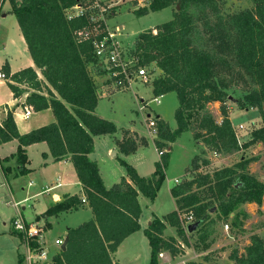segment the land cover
I'll return each instance as SVG.
<instances>
[{
  "label": "trees",
  "instance_id": "16d2710c",
  "mask_svg": "<svg viewBox=\"0 0 264 264\" xmlns=\"http://www.w3.org/2000/svg\"><path fill=\"white\" fill-rule=\"evenodd\" d=\"M9 1L34 63L43 75L40 78L32 66L11 74L6 64L9 86L16 97L28 92L25 104L34 110L51 108L56 121L22 134L9 110L0 124V145L17 139L19 146L16 153L2 161L16 158V175L28 174L31 169L27 166V147L41 141L48 143L56 161L71 158L94 218L69 229L66 250L55 254L51 264H115L113 254L119 245L141 229L139 193L154 200L170 162L167 152L156 163L151 176H141L134 166L122 160L134 185L123 177L107 188L97 162L89 156L94 150L95 136L118 130L113 121L95 113L99 101L96 76L106 75V70L94 52V41L107 35V21L116 13L111 10L108 18H101L98 9L84 5L82 0ZM252 3L250 8L225 13L222 0H146L145 5L134 10L141 17L175 6L173 18L160 24L157 34L152 29L139 33L131 52L138 58V65L154 64L161 70L153 81L154 97L170 92L178 97L177 128L171 130L164 120L157 119L158 148L168 147L187 131L192 132L195 140L223 154L238 152L256 142L264 143L263 125L252 131L249 142L240 144L226 104L228 89L235 80L232 74L238 72L251 88L237 103L242 109H259L264 121V0ZM79 4L83 13L70 16L69 9ZM93 67L97 72H93ZM213 102L221 103V122L209 107ZM120 144L125 153L138 146L137 138L129 131ZM205 163L206 158L196 156L192 169ZM250 163L251 159L243 158L212 173L198 172L174 186L172 194L178 210L163 219L156 217L145 229L152 248L149 264H160L163 250L173 255L179 251L175 237H164L166 222L175 226L178 236L189 244L188 230L181 220L187 212L194 213L195 221H202L195 231L200 232L204 242L215 232L219 219L229 221L232 228L243 227L249 217L244 204L264 202V181L250 173ZM3 171L7 175L11 168L3 167ZM80 204L78 196H67L50 206L46 214L68 211ZM213 208L215 211L211 212ZM230 257L235 264H264L263 239L252 236L244 253L235 251ZM22 261L20 258V264Z\"/></svg>",
  "mask_w": 264,
  "mask_h": 264
},
{
  "label": "crops",
  "instance_id": "0c3cea01",
  "mask_svg": "<svg viewBox=\"0 0 264 264\" xmlns=\"http://www.w3.org/2000/svg\"><path fill=\"white\" fill-rule=\"evenodd\" d=\"M6 4L9 5L8 12H10V14L7 12H0L2 14H0V70L6 73L4 66L7 64L12 74L32 66L36 69L39 77L43 78L41 69L36 66L30 54L16 15L12 12L10 1L4 0L2 2V8ZM10 16H13L14 18H9ZM117 28L120 30H117ZM124 28L125 24L119 23L112 32H114L116 37L121 40V36H124L121 31ZM151 28H156V26H152ZM146 29L149 28H143L139 33ZM125 44L127 43L125 42ZM134 45L132 46V49L134 48ZM99 77L100 76H96L99 101L95 113L102 118L113 121L118 129L113 134L95 136L94 150L89 154L91 159L97 162L106 187L111 188L113 185L119 183L123 177H126L127 180L134 185L133 181L127 174L126 167L122 164V160H125L134 166L141 176H151L156 170V163L161 160L164 154L170 152V162L166 171V179L158 191L156 198L151 200L143 193H139L138 195V200L142 208V213L139 219L141 229L125 238L119 245L117 251L113 254L115 264H149L152 248L149 238L145 233V229L151 225L156 217L163 219L167 214L178 210L176 197L172 194V188L181 184L185 180L192 179L198 172H211V169L204 170V168L210 167L213 164L212 159L214 158H212L210 153L211 148L203 141L195 140L190 131L182 133L175 141L170 142L168 147L163 148L166 152L162 156L159 155V150L162 148L157 147L154 136L149 140L144 138L145 141H142L141 143L137 140V149L131 153H125L120 142L124 139L126 131H129L130 135L138 132L148 137V132H141L144 130L141 124V121L144 118H142L141 121H138L140 120L138 118H129L127 123H121L116 117H112L115 114L112 105H110V113L108 115L104 113V101H114V97L126 89H116L108 79L105 78L104 80H100ZM9 81H11L9 77L8 79L0 80V87L5 86V88H1L2 90L0 89V122L6 117L7 112L11 110L20 133L24 134L56 121V116L51 108L40 111L31 108L30 115L25 116V101L28 92L22 97H16L9 86ZM165 95L161 97L163 98ZM142 101L145 102L144 99H142ZM216 103L218 102H213L210 105H215ZM158 115L159 119L164 120L171 130L177 128L176 119L175 122L172 123L163 115ZM251 136L252 134L250 133L246 137L249 140L251 139ZM151 145L154 147V155L147 156L145 154V148ZM18 146L19 141L17 139L0 145V187L7 191L14 200L12 205L14 213L8 218L11 227H9L8 231H3L2 233H10L14 238L19 239L18 243L22 245L21 236L13 227V219L15 216L21 215L29 224L37 223L45 225L47 230V246L50 250V255L54 258V255L62 250V245H57L55 242L56 239H64L65 241L68 237L69 229L78 227L84 222L93 219L94 213L88 200L86 199V202H83L82 200L87 197L71 158L56 161L46 141L34 143L27 147L29 158L27 166L31 171L28 174L16 175V158H12L9 161L2 160L16 153ZM177 151L180 152L177 153ZM219 154L223 155L221 152L216 153L217 159L215 161L223 164L224 166L222 167L232 166L240 161L236 160L232 163L227 162L232 159L230 156L234 153L224 154L226 157L223 158H218L220 156ZM177 156L180 157L178 172L172 177L170 176V172L177 163ZM196 156L206 158L208 163L202 164L198 169L193 170L192 162ZM214 165L218 166V164ZM3 167L11 168L10 173L6 175L3 171ZM222 167L214 168V170ZM211 168L213 169V166H211ZM165 187L171 205L169 209L163 210L157 205V200L159 199L160 192L163 191ZM67 196H78L81 199L79 207L68 211H62L54 215L46 214V211L50 206L61 202ZM16 202H19L20 205L16 206ZM244 208L249 213V217L245 220L243 226L244 232L241 235H238L241 238H244V240H239L240 254L244 253L246 247L251 244L252 236L258 235L264 240V202L262 205L255 202L246 203L244 204ZM3 223L7 226L6 220H3ZM228 224L229 227L227 229L231 226L230 223ZM166 226L164 237H175L180 244L184 245L185 242H183L178 236L176 227L168 222H166ZM188 235L189 233H187V236ZM14 248H16V245ZM170 252L171 251L169 250L162 251L160 264L183 263L181 260L176 261ZM229 260L232 264H235L231 257H229Z\"/></svg>",
  "mask_w": 264,
  "mask_h": 264
},
{
  "label": "rangeland",
  "instance_id": "374dc122",
  "mask_svg": "<svg viewBox=\"0 0 264 264\" xmlns=\"http://www.w3.org/2000/svg\"><path fill=\"white\" fill-rule=\"evenodd\" d=\"M103 1L100 6L95 4L94 0H82L83 4H91L92 8L95 10H103L104 7H107L108 10L106 13L99 12L100 16H106L108 18L111 10H114L116 14L111 15V18L108 19L107 24L109 30H115L116 25L119 23L125 24V28L121 31L124 36H121V43L123 44V48L126 53L131 54L132 46L134 45V41L137 38V34L143 28L155 29L151 28L152 26H156V29L160 26V24L169 21L173 17V13L175 10V6H171L170 8H165L160 11L150 12L148 15H144L141 17L136 16L134 10L140 6L145 5L146 0H100ZM252 0H222V10L225 13H232L239 11L244 8L252 7ZM9 5L6 4L3 8L1 5V12H8ZM172 10V12H171ZM77 8L71 9L69 12H76ZM1 14V13H0ZM2 15V14H1ZM0 15V17H1ZM9 18H14L10 16ZM211 21L214 20L213 15H211ZM111 20V21H110ZM200 23V22H199ZM202 23H200V26ZM122 29V28H121ZM202 29V26H201ZM117 30H120L119 28ZM205 37H208L207 33H204ZM124 38V39H123ZM120 40V39H119ZM125 40V41H124ZM125 42L127 44H125ZM93 72H97L95 67L92 68ZM148 70L150 72L151 81L148 83H144L141 81H135L131 87L120 92L114 97V101L108 102L104 101L103 108L104 113L107 115L110 113V105L114 108V116L121 123H127L129 118H138L141 121L143 131L142 133L148 132V137L146 135H142L138 132L132 134V136L141 143L144 138L149 140L152 136L157 139V135H153L151 133V128H149L148 115H150L154 119H158L159 115H163L166 119L170 120L172 123L175 122V109L179 104L178 97L175 92H170L165 97L161 99L160 103L155 102L153 95V81L157 78L161 71L153 64L148 66ZM233 78H235L233 84L228 89V95L226 104L228 105V112L230 119L236 132L238 133V139L240 144H245L249 142L246 136L256 128H259L264 125V121L259 109L251 107L248 109H242L237 100L244 99V96L250 91V85L244 81L243 77H241L238 72H236ZM232 77V76H231ZM100 80L107 79V75L101 76ZM5 88V86L0 87ZM2 90V89H1ZM145 100V102L142 101ZM147 101V102H146ZM145 105V107H144ZM109 106V107H108ZM144 108H143V107ZM215 118L221 122L223 116L220 111L221 103L218 102L215 105L209 106ZM240 125H244L243 128H239ZM252 138V136H251ZM248 140V141H247ZM151 148V149H150ZM183 148V147H182ZM245 148V149H244ZM163 149V148H162ZM180 151H177L179 153ZM213 169L210 167L204 168V170H210L211 172L214 168L224 166L221 163H217L215 161L217 159L216 153H219L218 150L211 149ZM145 154L147 156L154 155V147L151 145L145 148ZM209 155V154H208ZM218 158L226 157L221 154ZM232 159L227 162L232 163L236 160H241L243 158L251 159V163L249 165L250 173L255 175L259 180L264 181V143L256 142L247 147H242V149L238 152H235L230 156ZM176 164L171 169L170 176H175L178 172L179 158L176 157ZM218 164V166L214 165ZM215 166V167H214ZM14 200L11 198L9 193L5 191L2 187H0V264H20V257L24 256V247L19 244L17 238H14L10 233H2L3 231H8L11 224L9 222V217L14 213L13 208ZM157 205L160 206L161 209L166 210L169 209L171 203L166 192V187L163 191L160 192L159 199L157 200ZM6 216V217H4ZM215 216V215H213ZM3 220L7 221V226L4 225ZM230 223L229 221L226 223L221 219L217 220L215 225V232L210 235V237L204 242L203 239L199 235V231L188 232L189 244L185 243L184 245L178 242V253L172 256L176 261L181 260L182 264H232L229 260L231 254L235 251L240 252L239 248V240H244L238 236L244 232V228H232L230 226L229 229L226 228V224ZM240 237V238H239ZM264 241V240H263ZM16 245V248L14 246ZM160 258V257H159ZM177 258V259H176ZM21 264H24L23 262Z\"/></svg>",
  "mask_w": 264,
  "mask_h": 264
},
{
  "label": "built area",
  "instance_id": "2783aa9c",
  "mask_svg": "<svg viewBox=\"0 0 264 264\" xmlns=\"http://www.w3.org/2000/svg\"><path fill=\"white\" fill-rule=\"evenodd\" d=\"M3 1L4 0H0V9ZM94 1L96 5H101L100 0ZM89 7L92 8L91 4ZM74 8H77V11L70 13L69 11ZM71 9L68 11L70 16L83 13L84 8L82 4H79ZM107 10L108 8L104 7L103 10L99 12L104 14ZM101 18L104 17L101 16ZM153 33L157 34L158 30L156 28L153 29ZM94 52L99 58L103 69L106 70L107 79L116 89H127L131 87L135 81H141L144 83L151 81L148 66L138 65V58L126 53L121 40H119V38L116 37V34L109 30V28L107 35H104L102 38L95 39ZM5 79H8V76L5 72L0 70V80ZM161 99L162 97L158 96L154 97L153 100L157 103H160ZM31 108L32 107L26 105L25 116L30 115ZM147 124L149 128H151L152 134L158 136L159 126L157 120L149 115ZM243 127L244 125L239 126L240 129ZM236 134L238 133L236 132ZM165 152V149H160L159 155L162 156ZM82 200L83 202H86V198H83ZM15 205L18 206L20 203L16 202ZM181 220L183 226L186 228V230H188V225L195 221V215L192 211L187 212L186 214L181 215ZM225 226L228 228L229 224H226ZM13 227L21 236L22 245L24 247V256L21 258L24 264H51L53 262V258L50 255V250L47 246V230L45 225H40L37 223L29 224L21 215H17L13 219ZM55 242L60 246L64 243V239H56ZM161 255L162 252L160 253V256Z\"/></svg>",
  "mask_w": 264,
  "mask_h": 264
},
{
  "label": "water",
  "instance_id": "95a60500",
  "mask_svg": "<svg viewBox=\"0 0 264 264\" xmlns=\"http://www.w3.org/2000/svg\"><path fill=\"white\" fill-rule=\"evenodd\" d=\"M180 9V5H178V10ZM215 211V208H213L212 210H211V212H214ZM201 220L200 221H194L193 223H191V224H189L188 225V231L189 232H193V231H195L198 227H199V225L201 224ZM67 244H68V237L66 238V240L64 241V243L62 244V249L63 250H66V248H67Z\"/></svg>",
  "mask_w": 264,
  "mask_h": 264
}]
</instances>
